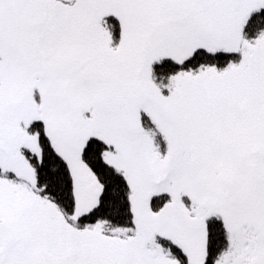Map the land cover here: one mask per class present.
Returning <instances> with one entry per match:
<instances>
[{
    "label": "snow or ice",
    "instance_id": "snow-or-ice-1",
    "mask_svg": "<svg viewBox=\"0 0 264 264\" xmlns=\"http://www.w3.org/2000/svg\"><path fill=\"white\" fill-rule=\"evenodd\" d=\"M0 264H264V0H0Z\"/></svg>",
    "mask_w": 264,
    "mask_h": 264
}]
</instances>
